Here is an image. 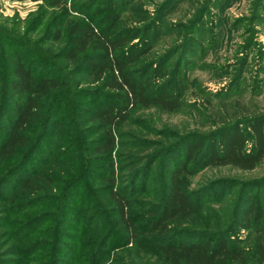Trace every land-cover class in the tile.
Instances as JSON below:
<instances>
[{"label": "rangeland", "instance_id": "1", "mask_svg": "<svg viewBox=\"0 0 264 264\" xmlns=\"http://www.w3.org/2000/svg\"><path fill=\"white\" fill-rule=\"evenodd\" d=\"M54 1L0 0V75L5 56L11 57V50L17 48L35 71L46 70L65 81L57 134L46 132L24 166L15 168L16 176L5 174L8 163L0 164V251H6L0 255V264H92L95 241L106 231L107 219L113 218L107 211L108 162L89 158L92 145L87 140L100 136L95 133L97 123L78 109L82 106L93 112L96 104L119 102L113 95H87L86 90L97 86L89 70H72L56 56L67 45L68 25L74 19L107 28L112 35L118 27L126 29L135 48H149L128 66L130 78L148 84L151 90L167 88L179 99L180 107L173 112L129 104L124 130L156 140L164 138L155 131L164 125L204 132L264 116V0H61L55 5ZM57 30L61 37L55 41ZM1 98L8 101V95L0 91ZM38 129L29 128L30 135ZM5 130L1 123L0 131ZM116 140L114 187L128 189L127 194L136 201L139 223L141 201L152 200L166 180V156L159 160L160 173L155 166L136 176L134 171L142 164L133 154L149 152V148L128 137ZM50 165L59 170L56 204L25 202L27 194L19 187L17 174L31 171L35 176ZM263 168L264 161L252 171L207 167L190 177L191 186L216 174L257 175ZM253 197L264 208V189ZM100 209L106 213L96 217ZM113 231L108 236L110 248L108 244L99 246L98 264H110L116 253L119 257L136 256L130 252H135V243L127 244Z\"/></svg>", "mask_w": 264, "mask_h": 264}, {"label": "trees", "instance_id": "2", "mask_svg": "<svg viewBox=\"0 0 264 264\" xmlns=\"http://www.w3.org/2000/svg\"><path fill=\"white\" fill-rule=\"evenodd\" d=\"M125 30L118 27L112 35L107 28L74 19L68 25L67 45L56 54L72 70H89L97 86L92 92L86 90L87 95L96 92L113 95L119 102L96 104L93 112L82 106L78 109L86 111L97 123L95 133L100 135L87 140L92 145L89 158L105 159L110 169L107 211L112 212L113 218L107 219L106 231L95 241L92 264L101 261L98 257L101 246L108 244L110 248L108 236L113 230L127 244L135 243V252H130L136 256L119 257L116 253L110 264H264V208L253 197L264 189V171L248 176L220 173L196 186H191L190 179L207 167L252 171L261 166L264 116L236 120L204 132L198 128L164 125L155 130L164 138L156 140L124 130L129 104L154 106L168 112L180 107L177 96L168 93L167 88L162 90L158 86L155 92L148 84L130 78L128 66L139 61L149 48H135ZM60 33L57 30L53 35L55 41L60 39ZM2 65L0 91L8 95V101L3 98L0 101V124L6 127L0 131V164L8 163L5 174L15 175V168L24 166L46 132L50 130L55 136L60 129L58 119L65 99V81L46 70L35 71L17 48L11 50V57L5 56ZM33 127L39 128L38 132L30 135L29 128ZM119 136L137 140L149 148V152L133 154L142 164L134 171L136 176L149 173L155 166V171L160 173L159 160L166 156V180L159 184L152 200H140L139 223L134 212L136 201L127 194L128 189L114 187L112 153ZM30 172L17 174L19 187L27 194L25 202L53 207L59 170L50 165L35 176ZM101 213L106 211L100 209L95 216L100 217ZM0 252L6 255L2 248Z\"/></svg>", "mask_w": 264, "mask_h": 264}]
</instances>
